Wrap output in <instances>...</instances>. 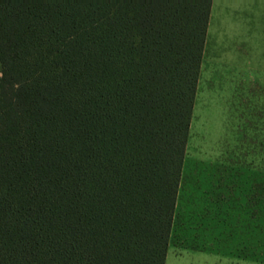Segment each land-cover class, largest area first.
<instances>
[{"label":"trees","instance_id":"16d2710c","mask_svg":"<svg viewBox=\"0 0 264 264\" xmlns=\"http://www.w3.org/2000/svg\"><path fill=\"white\" fill-rule=\"evenodd\" d=\"M213 0H0V264H165Z\"/></svg>","mask_w":264,"mask_h":264},{"label":"rangeland","instance_id":"374dc122","mask_svg":"<svg viewBox=\"0 0 264 264\" xmlns=\"http://www.w3.org/2000/svg\"><path fill=\"white\" fill-rule=\"evenodd\" d=\"M237 15L231 6L227 17ZM259 57L248 52L241 70L225 74L217 64L214 76L205 70L201 77V87L211 94L204 93L193 109L184 161L198 171L193 180L201 200L194 222L202 216L214 225V237L210 228L200 233L207 245L188 246L204 252L198 264H264V53ZM176 253L191 261L192 251Z\"/></svg>","mask_w":264,"mask_h":264},{"label":"crops","instance_id":"0c3cea01","mask_svg":"<svg viewBox=\"0 0 264 264\" xmlns=\"http://www.w3.org/2000/svg\"><path fill=\"white\" fill-rule=\"evenodd\" d=\"M231 6L234 13L238 14L237 19L236 17L234 19L227 17ZM263 45L264 0H213L194 101V112L198 108L199 102L204 98V93L211 94V90L206 91L201 87V77L205 74V70H208V74H212V76H214V66L217 64L224 67L222 70L226 71L225 74L236 68L241 70L242 57L246 58L248 52L251 54L257 52L261 58L264 53ZM242 67L245 68L246 64H242ZM193 124L194 121L190 125L188 154ZM185 155L187 156V152ZM184 161H187V157L184 158ZM196 172H198L197 168L186 166L184 163L165 264H198L199 259L204 257V252L190 250L188 246L207 245V237L201 239L200 233L205 231L208 233L209 228L212 229V237H214V225L211 223L209 227V219L196 216L198 223L194 222V206L198 205L201 200L198 195L200 184L193 180ZM206 220L208 223H205ZM211 220L214 221V218ZM200 221L202 225L199 224ZM211 241L213 243L214 239L212 238ZM211 248H213L212 245ZM179 250L192 251L191 261H182L183 252L181 255L176 253Z\"/></svg>","mask_w":264,"mask_h":264}]
</instances>
